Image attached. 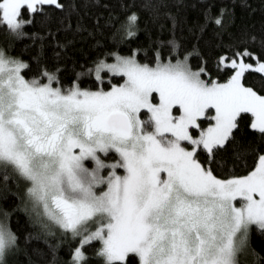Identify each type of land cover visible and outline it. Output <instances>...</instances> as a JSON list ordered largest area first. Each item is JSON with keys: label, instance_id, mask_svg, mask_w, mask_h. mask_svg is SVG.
I'll list each match as a JSON object with an SVG mask.
<instances>
[{"label": "snow or ice", "instance_id": "6c2138e0", "mask_svg": "<svg viewBox=\"0 0 264 264\" xmlns=\"http://www.w3.org/2000/svg\"><path fill=\"white\" fill-rule=\"evenodd\" d=\"M45 6L65 11L61 0H0V29L10 43L43 41L25 29L37 15L51 22ZM160 6L162 0L143 4L153 19ZM59 23L57 31L72 27ZM138 31L133 12L112 40L134 39ZM42 52L41 44L33 58L38 75L26 78L29 63L0 47V200L18 197L13 211L38 228L29 239L56 240L50 264H59L64 241L77 244L67 264H88L84 249L93 242L99 264H240L241 256H258L252 236L264 239V154L243 176L219 178L213 166L226 167L217 156L235 140L242 114L264 138V95L243 83L250 71L264 74V63H245L248 52L237 53L239 60L221 57L218 68L230 75L220 83L205 79L203 66L194 70L175 45L167 61L157 49L153 63L110 51L111 62L95 61L64 87ZM93 74L99 83L108 74L123 83L107 91L82 88L80 77ZM248 155L234 149L233 160L248 167ZM13 183L24 187L22 196ZM11 216L0 212V264L21 251Z\"/></svg>", "mask_w": 264, "mask_h": 264}, {"label": "trees", "instance_id": "16d2710c", "mask_svg": "<svg viewBox=\"0 0 264 264\" xmlns=\"http://www.w3.org/2000/svg\"><path fill=\"white\" fill-rule=\"evenodd\" d=\"M65 11L54 6H45V11L51 18L50 23H43L40 15L34 17V23L25 29L28 33H38L43 36V41L37 40L33 44L31 39H22L10 43L5 30L0 29V47L10 50V55L16 56L29 63L31 72L25 73L26 78L38 75V68L33 59L43 45V63L51 71L59 69L57 73L60 83L64 87L71 85L77 74L86 73L94 67V62L108 59L109 52H119L121 55L130 56L136 53V58L142 63H153L156 51L159 50L161 59L167 61L173 56V45L176 53L183 58L189 55V63L194 70L203 66L206 69L205 79L220 83L225 82L230 72L223 70L220 65L221 57H238L237 53L248 52L250 56L243 59L248 62H264V0H162L158 16L153 19V11L145 9V0H61ZM156 5L161 0H153ZM139 16V31L136 37L126 38L124 42L114 44L112 35L131 13ZM25 17L28 16L24 12ZM65 24L71 23L68 30H60V20ZM216 19L221 24L214 23ZM213 21L209 23L208 21ZM82 26L77 30V26ZM51 30L54 36L47 35ZM172 42V43H168ZM58 45H63L59 47ZM195 49V52H194ZM198 53V54H196ZM103 75V74H102ZM46 82V81H45ZM123 82L120 77L104 76L103 82L95 81L93 75H82L79 83L82 88L108 90L113 85ZM243 83L251 87L260 95H264V74L248 72ZM250 114H242L238 130H235V140L221 151L217 160L226 162L223 169L215 165L214 174L219 178L243 176L251 170L257 154H264V138L251 129ZM207 122L203 123L205 126ZM249 153L247 165L236 163L233 160V151ZM114 155V154H113ZM198 158L203 163L206 154L200 152ZM11 190L20 196L24 194V187L19 188L13 183ZM20 203L15 195L0 200V212L12 213L9 221L13 232L19 237V248L15 255H10L7 264H50L49 244L56 243L52 237L45 240L29 239L38 232V228L29 223L27 215L22 211H13ZM77 244L64 241L58 252L59 264H67L73 249ZM100 245L86 246L84 251L88 257V264H99L95 250ZM252 248L258 254L240 257V264H261L264 261V239L253 234ZM37 251L39 255H37Z\"/></svg>", "mask_w": 264, "mask_h": 264}, {"label": "rangeland", "instance_id": "374dc122", "mask_svg": "<svg viewBox=\"0 0 264 264\" xmlns=\"http://www.w3.org/2000/svg\"><path fill=\"white\" fill-rule=\"evenodd\" d=\"M232 58H233V59H238V60L240 59V57H232ZM243 60H244V59H243ZM109 62H111V60H110ZM244 62H245V63H248V64H252L254 67L257 66L258 63H264V62H261V61L248 62V61H246V60H244ZM225 82H226V81H225ZM122 83H123V82H122ZM122 83H121V84H122ZM117 86H118V85H117ZM108 90H110V88H109ZM106 91H107V90H106ZM210 111H211V114L214 115V109H213V110H210ZM142 118H145V117H142ZM207 126H208V124H206V125L203 126V127L206 128ZM166 135H169V136H170L171 134L169 133V134H166ZM118 171H119L120 173H122V172H123V169H120V170H118ZM161 175H162V176H166V174H163V173H162ZM76 246H77V245H76ZM76 246H75V247H76ZM75 247H74V248H75ZM241 257H243V256H241Z\"/></svg>", "mask_w": 264, "mask_h": 264}]
</instances>
